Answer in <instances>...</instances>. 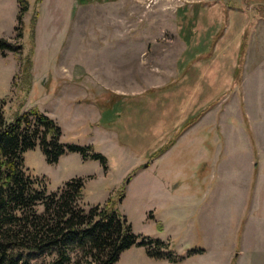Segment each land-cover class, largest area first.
<instances>
[{
	"label": "rangeland",
	"instance_id": "rangeland-1",
	"mask_svg": "<svg viewBox=\"0 0 264 264\" xmlns=\"http://www.w3.org/2000/svg\"><path fill=\"white\" fill-rule=\"evenodd\" d=\"M26 1L18 40L17 1L0 0V37L21 47L0 57L4 120L37 109L57 123L63 144L91 146L105 158L103 167L67 153L49 165L36 147L23 155L29 175L44 178L47 192L81 181L80 206L110 202L137 242L160 241L178 259L133 246L116 264H232L235 256L236 264H264V13L243 0ZM224 9L226 28L206 59ZM103 106L111 108L107 118Z\"/></svg>",
	"mask_w": 264,
	"mask_h": 264
},
{
	"label": "trees",
	"instance_id": "trees-1",
	"mask_svg": "<svg viewBox=\"0 0 264 264\" xmlns=\"http://www.w3.org/2000/svg\"><path fill=\"white\" fill-rule=\"evenodd\" d=\"M19 6L17 17L21 27L17 39L22 37V18L28 10L26 0H16ZM41 0H37L40 2ZM254 4L257 13H264V0H243ZM36 15L31 18L32 49ZM227 23V11L223 10L219 29L213 36L205 58H210L217 41L222 37ZM18 29V28H17ZM247 37L240 39L233 82L238 84L243 72ZM21 50L17 43L0 37V57ZM32 60L26 57L22 73L31 81ZM114 105V104H113ZM112 105V106H113ZM212 107L209 105L197 116L186 119L183 127L159 150L149 156V161L139 168H146L149 162L162 156L176 142V139L195 124ZM109 106H103L104 118L109 116ZM61 129L57 123L37 109L31 108L15 114L7 122L0 106V264H30V257L48 256V264H116L121 253L133 246L147 247L151 258L175 263L178 259L164 253V243L137 242L130 224L110 202L104 206L88 209L79 205L82 198L81 181L71 180L47 192L46 180L29 175L23 166V155L38 147L49 165H55L67 153L79 154L82 160L96 161L105 167V158L91 146L63 144ZM130 177L126 179V183ZM154 244L156 252H150ZM25 257V258H24ZM236 264V256L232 260Z\"/></svg>",
	"mask_w": 264,
	"mask_h": 264
}]
</instances>
